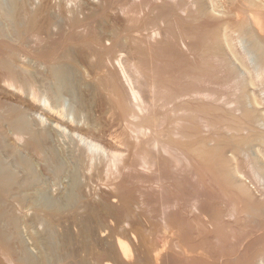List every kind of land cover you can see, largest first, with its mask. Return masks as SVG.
I'll list each match as a JSON object with an SVG mask.
<instances>
[{
    "label": "bare ground",
    "instance_id": "1",
    "mask_svg": "<svg viewBox=\"0 0 264 264\" xmlns=\"http://www.w3.org/2000/svg\"><path fill=\"white\" fill-rule=\"evenodd\" d=\"M27 152L80 172L40 199ZM73 242L80 264H264V0H0V264Z\"/></svg>",
    "mask_w": 264,
    "mask_h": 264
},
{
    "label": "rangeland",
    "instance_id": "2",
    "mask_svg": "<svg viewBox=\"0 0 264 264\" xmlns=\"http://www.w3.org/2000/svg\"><path fill=\"white\" fill-rule=\"evenodd\" d=\"M61 90H62L63 92H62ZM59 91H61V92H59V95H60V98L62 99V100L60 99L59 101H61V103L63 102V104H64L65 106H67V105L69 106V105L71 104V103H70L71 101H70L69 98L66 96V92L64 93L65 89H64V88H63V89L61 88ZM63 94H64V95H63ZM62 95H63V96H62ZM63 97H64V99H63ZM66 97H67L68 99H67ZM68 100H69V101H68ZM67 103H68V104H67ZM69 103H70V104H69ZM66 104H67V105H66ZM68 106H67V107H68ZM70 106H71V105H70ZM70 106H69V107H70ZM63 136H64L65 138H64ZM66 137H67V138L69 137V139H67ZM57 138H59V139L56 140V142L58 141V142L56 143V144H57L56 146H57V147H60L61 150H62V149H63V150H68V149H69V146H68V145L70 144L71 137L68 136V135L66 136L65 134H63V135H59ZM63 139H65L63 142H67L66 145L62 142ZM66 139H67V140H66ZM61 142H62V145L65 146V147H63V146L61 145ZM68 143H69V144H68ZM61 146H62V147H61ZM66 147H67L68 149H67ZM64 148H65V149H64ZM30 155H31V156H30ZM26 156H28V158H29V160H30V162H31V165H32L33 169H34L37 173H38V169H39V168H40V169L42 168V169L44 170V166H43L44 164H43V165L41 164L42 161H41L40 159H39V161H38L39 163H37V161L35 160L37 157L34 159L35 156H33L32 154H30V153H28V152H27ZM63 157H64V155H63ZM32 159H33V160H32ZM64 159H65L66 162L64 161ZM68 159H69V157H66V155H65V157L63 158V161H64V166H65V164H66L67 166H65L66 168L64 167L65 169L62 170L63 173L61 172V175L59 174L60 176H59V175H58V176H55L56 178L53 176L54 174H53L52 172H51V174H49V175H51V178H50L49 175H48L49 177H47L48 171L44 170L45 172H47L46 175H45V172L40 173V172L43 171V170H40V169H39L40 172H39L38 174L41 175L40 177L42 178L41 180H43V181H42L43 183H41V180H39V182H40V184H42V185L44 184V188H45V190H46V191H43V190H44L43 186H41L42 188L39 186L42 190H41L40 188L38 189V190H40V191L38 192V197H39V196H45L44 198H43V197H42V198L40 197V199H48V198L50 197V194L53 195V192H58V193H61V192L63 193V192H65L66 189H67L66 187L69 186V185H66V183H67V184H68V182L71 183L70 181L72 180V177H71L72 174H73L74 172H76L77 170H78V172H80L79 169H77L76 167H74L73 163H71V161H69ZM34 160H35V161H34ZM67 161H69L70 163H68ZM36 164H38V165L40 164V165H42L43 167H42V166L39 167L40 165H39V166H36ZM68 164H69L70 166H69ZM71 165H72V166H71ZM35 166H36V167H35ZM68 167H69V168H68ZM71 167H72V168H71ZM73 167H74V168H73ZM35 168H36L37 170H36ZM70 168H71V169H70ZM65 170H66V171H65ZM67 170H69V171L67 172ZM71 170H72L73 173L71 172ZM64 172H65V174H64ZM66 172H67V174H69V173H71V174H69L68 177H67ZM49 173H50V172H49ZM52 174H53V175H52ZM62 174H63V175H62ZM42 175H43V176H42ZM45 176H46L47 178H46ZM52 176H53V180L56 179V181H59V179H60V182H59L60 185H59L58 183L56 184L55 181H52ZM40 177H39V179H40ZM57 177H59V178H57ZM45 178H46V179H45ZM69 178H71V179H69ZM67 181H68V182H67ZM65 182H66V183H65ZM47 186H48V188H46ZM53 186H54V187H53ZM57 186H58V187H57ZM60 186H61V187H60ZM64 186H66V187H64ZM52 187H53V188H52ZM55 187H56V188H55ZM59 187L62 188V189H60ZM51 188H52V189H55V190L51 191V190H52ZM57 188H58L59 191H61V192H59ZM48 189H49V190H48ZM50 189H51V190H50ZM56 189H57V190H56ZM42 191L45 193V195H44V193H41ZM47 191H48V192H47ZM49 191H51L52 193L49 192ZM46 193H47V194L49 193L48 196H46ZM54 194H56V193H54ZM52 195H51V196H52ZM240 219H241V218L238 217V219H236L235 221H233V223H234V222H235V223H234V224H233V223L230 224V228L228 227L229 229L227 228L228 230H225V233H224L225 235H224V237L222 238V241H221V242H218V240H216V241L214 240V241L211 242L212 245H213V247H214V248H213V251H214V252L218 253V251L220 252V250H221V252H223V253H224V252H231L230 250H231L232 247L234 248V246H232V247H230V246L233 245L234 243L231 244V243H229V242H233V235H234V236H238L239 234L241 235L243 232H244V234H246V233H248V232L252 229V227H253L254 224H253L251 218H248V217H246L245 219L242 218V219H241V220H242L241 223H239ZM237 220H238V221H237ZM248 220H249V221H248ZM250 220H251L252 223H250ZM246 221H248V222H247L248 224H246ZM243 223H245V224H243ZM238 224H239V226H241V227H240L241 230L239 229ZM241 224H242V225H241ZM252 224H253V225H252ZM236 226H238V227H236ZM250 227H251V228H250ZM248 228H249V229H248ZM230 229H231V230H230ZM227 231H228V232H227ZM228 233H229V234H228ZM237 233H238V234H237ZM230 234H231V235H230ZM225 236H227V238H225ZM224 239H225V240H224ZM228 239H229L230 241H229ZM227 240H228V241H227ZM224 241H225V242H224ZM222 242H223V243H222ZM72 244H74L75 246H74V245L72 246ZM229 245H230V246H229ZM32 248H33V247H32ZM233 248H232V250H233ZM69 249H72V250H70V252H71L72 254H74V255L71 256V257H69V258H67V262H66V263H69L70 260L72 259V260H71V261H73L72 264H73V263H74V264H80V263H79V262H80V259H79L80 256H78V255H80V252H81V251H79L80 249H79V247H78V243H77V244H76V242L71 243V246L69 247ZM77 249H78V251H77ZM227 249H228V250H227ZM234 249H235V248H234ZM236 249H237V248H236ZM236 249H235V250H236ZM215 250H216V251H215ZM73 251H74V252H73ZM34 252H37V250L34 249ZM75 253H76V254H75ZM76 257H77V258H76ZM233 258H235V257L233 256ZM235 259H236V258H235ZM235 259L232 260V263H233V264H234V260H235ZM68 260H69V261H68ZM75 261H76V262H75ZM159 261H160V260L157 261V264H160V263L163 264L162 261H160V262H159ZM217 261H218V260H217ZM217 261H216V264L220 263L219 261H218V262H217ZM70 264H71V262H70ZM164 264H167V263H164Z\"/></svg>",
    "mask_w": 264,
    "mask_h": 264
}]
</instances>
